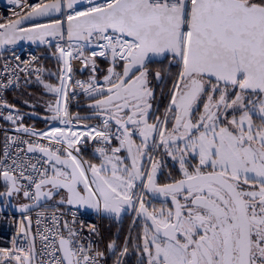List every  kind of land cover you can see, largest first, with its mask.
<instances>
[{"label": "snow or ice", "instance_id": "obj_1", "mask_svg": "<svg viewBox=\"0 0 264 264\" xmlns=\"http://www.w3.org/2000/svg\"><path fill=\"white\" fill-rule=\"evenodd\" d=\"M8 3L0 50L56 41L60 66L56 83L34 55L13 51L0 66V93L36 73L52 96L37 130L0 94V116L18 133L0 150V200L23 197L21 212L52 203L135 215L123 242L103 251L83 242L76 211L37 212L35 233L25 216L0 264H108V253L125 264L130 250L136 264H264V0ZM73 60L90 69L87 80L73 79ZM77 88L86 115L70 111ZM86 140L99 163L81 155Z\"/></svg>", "mask_w": 264, "mask_h": 264}, {"label": "built area", "instance_id": "obj_2", "mask_svg": "<svg viewBox=\"0 0 264 264\" xmlns=\"http://www.w3.org/2000/svg\"><path fill=\"white\" fill-rule=\"evenodd\" d=\"M29 3H35L38 2V0H28ZM13 11V6L10 5L8 3V0H0V17H3L4 19H7L9 16H11ZM0 22H3L2 20H0ZM55 43L56 41H53V48H54V53H55ZM62 44H65L66 41H62ZM46 48L51 49L48 45H45ZM15 51V53L17 55L21 56V59H29L31 56H36L38 57V60L35 62V64L33 65V67H42L43 69H45V67L39 63L40 57L42 55V53L37 49V47L32 46V45H27V44H21L19 46H13L10 47L7 51L1 52L0 53V66H2L5 63V59L7 58L9 61H11V56H12V52ZM88 53L86 52V55ZM49 57H54L56 58V65H55V69L56 72L60 66V62L57 59V55H52V52H49L47 54ZM103 59V58H101ZM79 60H73L72 61V66H73V79H79V80H87L90 72H87L88 69L84 68V69H79L76 67V62ZM12 63H14V61H12ZM107 63V62H106ZM107 67V65H106ZM2 70V69H0ZM45 72V71H44ZM43 72V73H44ZM79 72V73H78ZM42 73V74H43ZM102 75V74H101ZM36 73H32L30 77L35 78ZM0 79H3V77H0ZM24 79V75L21 74V78H20V85L23 82ZM56 77H55V83H56ZM18 87L15 86H10L9 88L3 90L2 94L3 97L7 100V93L16 89ZM76 91L79 93V95L72 101L71 105H70V111H71V106L79 99L83 98L84 95L83 93L77 88ZM167 103V101H166ZM0 112H3V116L8 115V111L5 109H0ZM23 114V123L25 124V126L28 127H35L37 130H46L47 128V123L45 122V120L43 121L41 126H37L31 123H27L25 121L26 117L28 116L27 113L25 111H20ZM48 114H50L49 112H47ZM3 116H0V150H2L3 145H4V141H5V135L7 134L8 136H16L18 135V133L15 132V126L9 122L6 121ZM55 123V122H54ZM90 123H97V121H90ZM19 135H24L23 133H20ZM24 138H28L26 135H24ZM83 147H88L91 152L94 155H98L94 153V148L96 147V144L91 141V140H86L82 145L81 148ZM39 155V154H36ZM1 190V189H0ZM21 198L22 201H26L24 198ZM56 208L59 209L60 212H65L68 213L70 215L71 211H76L77 212V216H76V227L80 228L81 222H83V229L81 231V237L84 238L83 242H87L88 239H90L91 241L94 242V244L96 246L99 247L100 250H104L105 249V239H104V233H103V215L102 214H98L97 212L95 213H89L83 209H76V208H72L70 206H58V205H53L52 203H49L46 208L45 207H37L36 209L29 211L27 213H13L11 212L7 206L5 204L0 203V247H11V242H12V238L16 235L17 233V229L19 227V222L25 217V216H29L31 217L32 220V231L33 233L36 232L37 230V225H36V220L38 219L37 217V212L39 211H46V212H51L56 210ZM134 213L131 212L130 213V218H131V224H132V220L134 217ZM48 223V221H43L41 223V225L39 226L41 228V230L44 227V224ZM90 226H94L96 229V232H90L89 231V227ZM18 240L20 239L19 237L17 238ZM36 245H37V249L40 248L41 242L40 239L37 238L36 240ZM108 256V254H107ZM103 264V262H102Z\"/></svg>", "mask_w": 264, "mask_h": 264}, {"label": "trees", "instance_id": "obj_3", "mask_svg": "<svg viewBox=\"0 0 264 264\" xmlns=\"http://www.w3.org/2000/svg\"><path fill=\"white\" fill-rule=\"evenodd\" d=\"M37 49L42 53L40 60H39V63L46 65V62H47L49 66L55 67L56 63H54V61L49 56L46 55V46L43 45L41 47H37ZM97 63L100 64V67L102 69L106 68L107 63L105 61L98 58ZM101 74H103V73H101ZM29 79L32 81V83L34 85H36V87H38L34 78L29 77ZM16 89H14V90H16ZM14 90H12V91H14ZM12 91H10V92H12ZM10 92H8V93H10ZM8 93H7V95H8ZM13 104H18V105H16V107L19 108L20 111H25L27 113L28 116L25 119V121L27 123H31V124H34L37 126L42 125L44 120L31 116L30 113L28 111H26L25 105H22V104L19 105L20 103H17V102H15ZM77 108L78 107H76L75 103H74L71 106V112L75 113ZM81 155L83 156L84 159L91 160L94 163L99 161V157L97 155H94L88 147L81 148ZM127 231H128V223L127 222L118 228V223H116L114 220L112 221L110 219L103 218V233H104V239H105L106 244L110 240L116 238L117 236L119 237L118 243H122L124 238L129 234V233L127 234ZM108 257H109L108 258V264H111V261H112V259H114V257L112 256L111 253H108ZM124 260H125V264H136V254L131 252V250H130V254L128 256L124 257Z\"/></svg>", "mask_w": 264, "mask_h": 264}, {"label": "crops", "instance_id": "obj_4", "mask_svg": "<svg viewBox=\"0 0 264 264\" xmlns=\"http://www.w3.org/2000/svg\"><path fill=\"white\" fill-rule=\"evenodd\" d=\"M42 65L45 67V72L42 74V78L46 82L55 83V76L50 75L51 73H56L55 67L49 66L47 62L46 65L45 64ZM78 66L79 69L81 70L84 69L82 61H79ZM37 86L38 87H36V85H34L32 82L25 84V78H24L23 82L16 90L8 93L7 101L12 104L17 102L20 103L19 105L21 104L25 105L26 111H28L29 113L48 115L47 113L48 111L46 110L44 101L52 99V96L46 93V90L42 87V85L37 83ZM26 100L29 102L28 104L24 103V101ZM29 105H35V107H30ZM96 163H99V161Z\"/></svg>", "mask_w": 264, "mask_h": 264}, {"label": "water", "instance_id": "obj_5", "mask_svg": "<svg viewBox=\"0 0 264 264\" xmlns=\"http://www.w3.org/2000/svg\"><path fill=\"white\" fill-rule=\"evenodd\" d=\"M40 22H45L44 21V19L43 18H41V21ZM21 44H27V45H32V46H35V47H41V46H43L44 44H40L39 42H36V43H32V42H30V41H27V40H25V41H20V42H18V44L17 45H15V46H19V45H21ZM11 47H13V46H11ZM5 50H0V53L1 52H4ZM80 61V60H79ZM79 61H77L76 62V67L77 68H79V66H78V63H79ZM80 100H83V101H88L85 97H83V98H81V99H79V100H77L76 102H75V106L76 107H78L76 104H77V102L78 101H80ZM86 105H87V103L86 104H82V105H79V107H86ZM30 115L31 116H33V117H35V118H38V119H42L43 117H45V116H48V115H50V114H48V115H40V114H38V113H30ZM81 115H85V114H81ZM42 120H44V119H42ZM2 190V189H1ZM23 198V197H22ZM58 199V198H57ZM28 201H22L21 200V198H19V197H13L11 200H9L7 203H5L3 200H0V203H2V204H5L6 206H7V208L11 211V212H13V213H27V212H21L20 211V209H19V205L20 204H22V203H27ZM71 207V206H70ZM37 207H34L32 210H34V209H36ZM80 209H83V210H85V211H87V212H89V213H95V211L94 210H92V209H84V208H80ZM31 210V211H32ZM131 213V210H129V211H127V212H125V213H122L121 214V216H125V215H128V214H130ZM103 215V218H106V219H110V220H115L116 222H118L119 221V219H120V217L119 218H116V217H114V216H110V215H108V214H102Z\"/></svg>", "mask_w": 264, "mask_h": 264}, {"label": "flooded vegetation", "instance_id": "obj_6", "mask_svg": "<svg viewBox=\"0 0 264 264\" xmlns=\"http://www.w3.org/2000/svg\"><path fill=\"white\" fill-rule=\"evenodd\" d=\"M153 67H160V65H154ZM164 67H167V65L165 64ZM157 98H158L157 99V102L160 105V110L163 111V108H164V105L166 104L167 99L166 98H163L162 99L160 97L159 90L157 91ZM86 103H88V101H83V100H80L79 101V105L86 104ZM87 111L88 110H87L86 107H78L75 112H80L81 114H85L86 115L87 114ZM171 165H172V162L170 160H167L165 162V167H164V172L165 173H167L169 171V169L171 168ZM160 179H161V182H166L165 179H164V177H161ZM154 202L157 203V205H158V201H154ZM126 222L128 223V231H127V234H128L129 233L130 226H131L130 214L125 215V216H121L120 219H119V221L116 222V223H118V228H119L120 226H122ZM134 233H135V230H133V234Z\"/></svg>", "mask_w": 264, "mask_h": 264}, {"label": "rangeland", "instance_id": "obj_7", "mask_svg": "<svg viewBox=\"0 0 264 264\" xmlns=\"http://www.w3.org/2000/svg\"><path fill=\"white\" fill-rule=\"evenodd\" d=\"M51 49H48V48H46V55L49 53V52H52V55H53V53H54V48L53 47H50ZM48 56V55H47ZM50 58L54 61V63H56V58H54V57H51L50 56ZM99 59H101V58H99ZM101 60H103V61H105L104 59H101ZM106 62V61H105ZM99 67H100V64H99ZM101 68V67H100ZM102 69V68H101ZM87 72H90V69H88V71ZM98 156V155H97ZM96 163V162H95Z\"/></svg>", "mask_w": 264, "mask_h": 264}]
</instances>
